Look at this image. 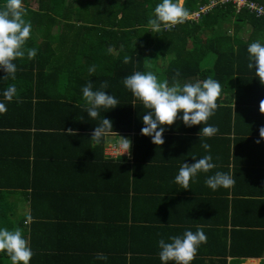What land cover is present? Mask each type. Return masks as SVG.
<instances>
[{
	"label": "trees",
	"instance_id": "trees-1",
	"mask_svg": "<svg viewBox=\"0 0 264 264\" xmlns=\"http://www.w3.org/2000/svg\"><path fill=\"white\" fill-rule=\"evenodd\" d=\"M207 1L186 0L183 7L192 14L206 5ZM251 1L264 7V0ZM22 2L25 13L31 16L29 21L32 24L26 48H35L37 55L31 60L25 55L23 59L14 62L17 66L15 80H4L6 73L0 70V103H4L7 109L0 113V133L5 131L12 136L22 133L20 135L24 139L22 153H15L8 160L0 157L4 160L0 161V165L5 164L0 166V201L11 195L15 196V193H23L30 198L29 215L18 223L20 227L31 217L28 243L33 256L30 264L33 257L38 255L34 242L38 227L44 224L56 225L63 222V219L66 224L68 221V224L74 225V234L79 233L86 239L83 228L117 221L115 227L121 230V238H118V247L109 252L117 255L115 258L107 257L106 260L97 261L100 264H127L125 257L128 256V244L140 236L145 237V232L142 231L148 228L132 226L133 194L137 196L140 193L137 186L139 170L147 167L137 158V138L131 150V159L103 160L100 144L90 147L95 127L103 118H107L113 122L114 130H125V126L130 128L126 124L127 118L145 114L147 110L141 102L137 101L133 106L135 98L124 86L123 80L137 71L144 73L143 53L139 50L147 44H155L156 47H170L169 54L174 56L168 69L158 76V80L167 79L169 85L174 78L181 85L203 81L209 77L217 80L222 87L217 103L222 106L218 107L210 119L223 126L224 136L233 131L236 143L244 142L242 145L261 147L262 144H257L256 141L261 139L259 129L264 126V115L259 111L260 101L264 100V85L257 79L255 68L250 70L247 67V49L257 40L264 44V18L256 17L244 9L235 13L232 5H216L201 16L198 23L186 21L171 31L155 33L149 29L148 20L159 2L151 0H83V6L74 4L72 0ZM32 3L36 5L35 11H30ZM4 4L5 0H0V8ZM73 15L77 18L74 19ZM118 15H121L119 19ZM226 21L233 25L232 35L216 33V26ZM244 25L250 27L246 31L247 39L239 37ZM54 26L59 32L57 42H52L49 37ZM73 28L77 30V34L72 47L81 49L62 56L66 37L62 35L63 29ZM36 31L43 34L40 41L36 39ZM118 32L124 39L127 37L125 40L128 41H121L124 48L112 62L113 75L108 78L91 77L82 61L92 59L90 53L96 57L104 47H114L112 40ZM131 34L137 38L138 45L127 47ZM54 44H57L60 55L56 53L57 46L54 47ZM188 46L192 50H188ZM210 55L215 56L213 63L209 61ZM125 56L130 58L127 64L124 63ZM204 60L207 64H202ZM177 70L180 72L179 77L175 75ZM88 82L93 83L94 90L107 82L108 87L103 90L119 101L118 107L101 109L100 116L95 120L91 119L86 112L87 105L82 93V88ZM9 85H15L17 90V96L11 102L3 96ZM222 95L225 97L222 98ZM22 119L24 123L20 122ZM28 119L30 122L26 126ZM69 128L77 135H67L65 131ZM134 129L138 130L137 126ZM222 140L229 143L226 138ZM261 142L264 144V140ZM38 166L41 169L40 175L43 176L36 180ZM60 169L66 170L69 181L60 183L63 179ZM115 178H119L118 189L112 188L116 185L112 183ZM28 190L30 191L27 192ZM112 208H117L116 212L121 211L117 220L113 216L116 212L109 213ZM15 209L11 207L10 212L9 206H0V229L14 230L9 218L10 215H16ZM68 212L70 214L67 215ZM163 229L169 233L162 237L166 242H171L169 237L178 236L172 229L168 232V227ZM231 235L237 236L231 237L228 242L226 234L221 232V248L211 255L217 257L215 260L207 262L199 258L193 260L192 264H239V258H257L264 249V229H233ZM97 248L99 247L92 250H98ZM81 251L83 249L76 247L74 253L77 256ZM0 256L11 262L6 253H0ZM77 257L88 259L86 255ZM130 258L129 264H154L149 258H141L138 263H132L137 261L134 256ZM227 259H231L230 263H227ZM158 262L163 264L160 259ZM169 264L174 262L170 261Z\"/></svg>",
	"mask_w": 264,
	"mask_h": 264
},
{
	"label": "crops",
	"instance_id": "crops-1",
	"mask_svg": "<svg viewBox=\"0 0 264 264\" xmlns=\"http://www.w3.org/2000/svg\"><path fill=\"white\" fill-rule=\"evenodd\" d=\"M139 1L143 2L144 0ZM151 1L162 2V0ZM185 1L181 0L182 6L185 5ZM209 1L205 4H208ZM120 17L121 15H118V19ZM76 18L74 16V19ZM125 39L128 38L126 37ZM125 39L118 32L112 40L114 47L106 46L98 56L95 57L90 53L92 59L82 61L87 71H89L90 67H95V71L90 73L91 77L106 76L105 78H108L113 75L112 62L117 58L122 48H124L121 41H128ZM136 39L131 34L129 36V46L127 47L138 45ZM73 40L69 41L68 37H65V47L63 48V53H61L62 56L70 55L73 51H80L81 48L72 47V44H74ZM109 48L112 49L111 52L108 51ZM187 49L192 50V47L188 46ZM139 52L143 53L142 64L144 66V73L151 71L157 75V78L159 75H163L162 72L168 69L174 58L172 53L169 54L170 47H156L155 44H147ZM56 53L60 55L58 46ZM209 59L212 63L215 60L212 58V55H210ZM33 102H36V98ZM142 116L137 117L134 115L130 119L127 118L126 124L131 129L125 126V130H114L120 136L131 139L133 143L132 149L134 148L136 138L139 139L137 158L147 167L139 170L140 174L137 179V186L140 193L137 196L133 194L132 212L134 223L132 226H147L148 228L142 231L145 232V237L140 236L128 244V256L125 257L127 264L130 263V256H134L137 260L132 261V263L141 262V258H149L154 264H160L158 262V259H160V249L157 243L165 234H169L163 228L168 227L167 231L172 229L173 233H178V236H182L186 230L196 232L197 229H202L207 237V242L198 248L194 260L203 258L207 262L217 258L211 255L221 248L222 239L219 240L221 232L226 234L227 241L230 242L231 237L237 236L231 235L233 229H264V144L262 142L261 147L242 145L244 142L236 143L233 131L226 133V136H224L222 134L223 126L212 119H209L208 124L217 127L219 129L218 133L211 138H200L198 133L201 131L203 125L189 128L184 125L182 119H178L175 125L165 131L163 136L165 143L162 146H157L152 143L150 137L141 134V129L144 127ZM22 120L20 122L24 123V119ZM28 122H30L29 119L26 121V126ZM136 126L138 130L134 129ZM11 130L16 132L23 131ZM20 134L12 136L8 135L5 131L0 133V157L8 160L15 153H22L24 139ZM223 138L228 139L229 143L228 141H223ZM202 143H208L211 146V151L206 152L201 147ZM99 144L102 147L103 160L106 157L114 158L110 159L112 161L126 157V159H131L128 155L122 157V154L118 151L119 136L117 135L102 138ZM96 145L98 144L92 141L90 147ZM205 155L212 156V162L216 165L214 169L209 173L198 174L197 178L190 182L189 190H185L175 183V177L185 162L188 164L195 163L193 158L200 159ZM0 159L1 162L4 161L2 158ZM87 163L90 164V162H83V164ZM39 164L43 165L42 162ZM3 165L5 164L3 163L0 166ZM40 167L38 166L35 173L36 180L43 176L40 175ZM60 170L63 174V179H61L60 183L69 181V174L66 170ZM216 172L230 174L235 180V185L231 189L221 187L216 191L207 187L205 180ZM112 183L116 184L115 187L112 186L113 189L119 188V178H115ZM5 205L9 206L10 212L12 211L11 207L16 208L14 210L16 215L11 216L9 214V219L12 220L14 229L19 227V222L14 223L13 221L17 220L16 217L20 213L24 217L29 215V196L23 193H15V196L11 195L0 201V206L5 207ZM116 211L117 208H112L109 210V213ZM120 215L121 211L113 214L116 220ZM61 221L63 222L56 225L44 224L38 227V235L34 240L35 250H38V255L33 257L31 264L33 262L35 264H100L96 258L100 253L106 257H116L117 254H110L109 252L118 247V238H121V230L115 227L117 226V221L109 222L108 224H98L96 227L89 226L83 228L87 233H85L87 239L81 237L79 233L74 234L73 230L75 229L72 227L74 226L72 223L68 224L67 221L66 224L64 219ZM64 224L66 227H62ZM77 226L80 227L81 225ZM127 226H130V221L127 223ZM29 227L30 223L25 222L19 227L23 230L24 238L27 241H29L30 235ZM82 240L83 242H81ZM76 247L83 249L84 252H79L77 256L86 255L88 259L78 258L74 253ZM94 247L101 249L92 250ZM117 250L119 251V248ZM230 261L231 259H227V263H230ZM238 261L240 262L239 264L243 262H245L244 264H264V249L257 258H239ZM0 264H11V262L0 256Z\"/></svg>",
	"mask_w": 264,
	"mask_h": 264
},
{
	"label": "clouds",
	"instance_id": "clouds-1",
	"mask_svg": "<svg viewBox=\"0 0 264 264\" xmlns=\"http://www.w3.org/2000/svg\"><path fill=\"white\" fill-rule=\"evenodd\" d=\"M211 1L202 7H208ZM198 10L190 14L182 6L181 0H175V2L174 0H162L155 7L154 17L149 18L148 27L151 32L160 33L165 30L171 31L186 21L195 20L198 23L201 16L206 14L197 18L194 17V19L190 18L191 15L197 14ZM25 15L22 0H5L4 6L0 8V70L6 73L4 80L9 78L15 80L17 66L14 62L16 60L23 59L25 55L31 60L37 55L35 48H26V43L31 36L32 24L25 19ZM108 51L111 52L112 49L109 48ZM247 51L249 53L247 67L250 70L255 68L257 79L264 85V44L257 40L248 46ZM129 62L130 58L125 56L124 63ZM94 71V66L89 68L90 73ZM175 75L179 77V70L176 71ZM123 84L135 98L132 102L133 106L139 101L147 110L142 116L144 127L141 129V134L150 137L153 144L162 146L165 143L163 138L165 131L175 125L178 119H182L184 125L189 128L203 125L198 133L200 138H211L218 133L217 127L208 124L218 107L222 106L217 103L222 92V87L217 80L209 77L203 81L181 85L174 78L170 86L167 79L160 81L157 75L151 71L145 73L137 71L125 77ZM107 87L108 83L104 82L98 90H94L93 83L88 82L82 88L83 99L87 105L86 112L93 120L100 116L101 109L108 110L118 107L119 101L103 90ZM3 96L11 102L17 96L15 85H9ZM6 111L5 104L0 103V113ZM259 111L264 115V100L260 101ZM66 134L69 136L77 135L71 128L67 129ZM111 135L119 136L118 151L122 157L128 155L131 158V139L124 138L115 132L113 122L107 118H103L101 123L95 127L91 140L99 144L102 138ZM259 136L261 139L256 141L257 144L264 140V126L260 127ZM201 147L206 152L211 151V146L208 143H202ZM110 159L114 158L106 157L105 160ZM193 160L195 163L192 164L185 162L175 177V183L185 190H189L190 182L197 178L198 174L209 173L216 167L212 162L211 155H205L200 159L193 158ZM205 184L216 191L221 187L231 189L235 185V180L228 173L216 172L207 177ZM30 222L31 217H28L25 223ZM169 240L171 242H166L164 239H160L158 242L159 258L163 264H169L170 261L174 264H192L198 248L207 242V237L202 229H197L196 232L186 230L182 236H171ZM0 253H6L11 264H30L33 256L29 243L24 238L23 230L19 227L11 231L6 228L0 229ZM96 258L98 260L107 259L102 254H98Z\"/></svg>",
	"mask_w": 264,
	"mask_h": 264
},
{
	"label": "rangeland",
	"instance_id": "rangeland-1",
	"mask_svg": "<svg viewBox=\"0 0 264 264\" xmlns=\"http://www.w3.org/2000/svg\"><path fill=\"white\" fill-rule=\"evenodd\" d=\"M72 1L74 2V4H76L78 6H83V0H72ZM29 7H31L30 8V11H35L37 9L36 8V5L34 3H32V5H30ZM30 17L31 16L29 14H26L25 15V19L27 21H29ZM151 17H154V13L152 14V12H151ZM194 17H195V14L191 15L190 18H193L194 19ZM59 21L62 22V20H59ZM192 22H196V21L194 20ZM232 26L233 25H232V23L230 21H226V22L220 23L219 25L216 26L215 32L218 33V34L226 33L227 35H232V33H233ZM33 27L37 28L38 26H33ZM242 27H243V29H242L241 33L239 34V37H241L243 39H247V32L246 31H249L250 30V27L248 25H244ZM56 28L57 27L54 26L53 29H52V31H51V35H49V37H50V39H51L52 42L53 41L55 42L57 40V36L59 35V32L56 33ZM76 34H77V30L74 29V28L72 30H67V29L64 30L63 29V33H62L63 36H67L68 37V40L69 41L73 40L76 37ZM42 35H43L42 32H37L36 31V39L38 41H40L41 39H43ZM53 46L55 47V46H57V44H54ZM212 58L215 59V56L212 55ZM202 64H207V63L204 60ZM126 158H123V159H126ZM23 217H24V215L22 213H20L16 217V219L18 221L17 220H14L13 222L14 223L20 222V219H22ZM244 263L245 262H243L242 264H244Z\"/></svg>",
	"mask_w": 264,
	"mask_h": 264
},
{
	"label": "built area",
	"instance_id": "built-area-1",
	"mask_svg": "<svg viewBox=\"0 0 264 264\" xmlns=\"http://www.w3.org/2000/svg\"><path fill=\"white\" fill-rule=\"evenodd\" d=\"M231 4L235 7L236 13H239L241 10H246L250 14L256 15V17L264 18V7L251 1V0H212L208 7H202L198 10V13L195 14V18L200 15H203L207 10L215 7L216 5Z\"/></svg>",
	"mask_w": 264,
	"mask_h": 264
}]
</instances>
